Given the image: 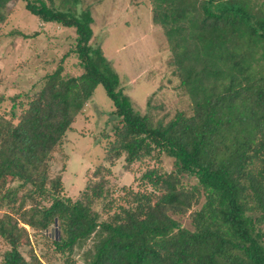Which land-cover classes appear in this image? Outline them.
<instances>
[{
    "label": "trees",
    "instance_id": "trees-1",
    "mask_svg": "<svg viewBox=\"0 0 264 264\" xmlns=\"http://www.w3.org/2000/svg\"><path fill=\"white\" fill-rule=\"evenodd\" d=\"M17 1L42 23L73 29L82 72L64 77L57 67L17 105L18 114L12 104L8 119L0 117V209L12 211L0 217L8 247L1 264H42L18 251L28 244L18 225L48 230L64 264H75L73 249L90 239L82 264H264V0H148L174 76L190 97V113L154 124L134 110L91 44L88 8L75 13L79 0L59 8L53 0ZM98 86L117 121L109 164H157L140 175L144 190L106 202L103 219L93 205L108 195L107 168L94 171L99 179L75 200L62 195L60 176L50 172L53 154ZM161 155L172 161L171 172L162 169ZM183 177L194 183L183 184Z\"/></svg>",
    "mask_w": 264,
    "mask_h": 264
},
{
    "label": "rangeland",
    "instance_id": "rangeland-1",
    "mask_svg": "<svg viewBox=\"0 0 264 264\" xmlns=\"http://www.w3.org/2000/svg\"><path fill=\"white\" fill-rule=\"evenodd\" d=\"M39 1L46 5L49 2ZM65 1L53 0V4L57 8L68 7L69 3L67 5ZM84 8L89 9L93 20L91 44L100 47L117 73L121 90L134 110L147 115L153 124L159 120L166 123L176 112L190 113V97L174 76L169 46L162 29L151 22L148 0H79L73 10L79 13ZM74 38L73 29L40 22L25 11L20 1L9 0L0 6V117L8 119L12 104L18 114L17 105L24 104L26 96L36 93L42 87L45 75L57 67H61L64 77L81 74L73 54ZM112 112V104L103 89L96 87L50 162L51 176L61 178L62 195L72 200L86 189L88 181L99 179L93 175L94 171L99 167L109 170L104 176L108 195L93 205L100 219L105 217L102 208L109 199H127L124 196L129 190H144L140 175L157 167L153 159L130 167L124 165L123 158L109 164L106 150L117 127ZM159 159L162 169L171 172L172 161L163 155ZM182 182L192 184L194 180L183 177ZM145 189L149 191V187ZM8 212V207H2L0 217ZM18 227L22 228L19 232L22 243L24 239L28 242L18 249L24 259L28 260L32 253L42 264H64V258L52 249L48 230H39L37 226ZM90 245L91 239L75 247L70 260L82 264ZM7 249L0 239V264Z\"/></svg>",
    "mask_w": 264,
    "mask_h": 264
}]
</instances>
